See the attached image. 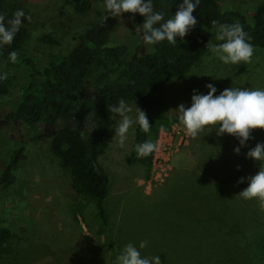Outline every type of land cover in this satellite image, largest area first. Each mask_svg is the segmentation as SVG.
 <instances>
[{
  "label": "rangeland",
  "instance_id": "374dc122",
  "mask_svg": "<svg viewBox=\"0 0 264 264\" xmlns=\"http://www.w3.org/2000/svg\"><path fill=\"white\" fill-rule=\"evenodd\" d=\"M87 1L89 10L80 13L76 0H19L31 17L27 47L38 67L68 53L92 23L107 28L109 47L125 44L131 54L142 44L144 52L148 49L142 33L132 26L130 13L112 17L105 13L102 0ZM217 1L222 11H239L247 18L264 2ZM204 32L212 44H219L213 31ZM4 73L9 93L0 98V119L15 109L26 78L25 70L0 62V74ZM209 83L217 90L214 95L230 87L264 89V49L255 47L251 62L238 65H226L210 51L185 76L153 94L161 99L162 114L175 120L171 125H180L175 110L181 104L190 107L194 92L206 95ZM127 104L135 121L136 108H141ZM114 119L111 142L99 157L110 180L103 202L106 225L96 218L93 204L86 205L78 222L72 219L70 209L79 199L68 173L50 152L49 138L33 140L19 123L0 125V166L13 150L23 147L11 171L12 183L0 190V222L23 241L18 243L17 261L6 256L0 264H115L124 246L132 243L139 249L141 241L148 242L139 249L141 255L159 256L161 264H264V212L256 199L238 196L248 186L246 178L264 164L246 155L257 143L264 144V131L253 130L252 138L240 146L236 137L225 135L217 141L223 135L205 128V133L189 137L187 145L178 148L163 181L149 182L152 166L146 172L143 166L125 162L137 123L121 147L115 135L121 117L114 114ZM71 124L80 128V123ZM18 128L24 129L23 137ZM237 147L239 154L234 153ZM241 178L244 183H238Z\"/></svg>",
  "mask_w": 264,
  "mask_h": 264
},
{
  "label": "trees",
  "instance_id": "16d2710c",
  "mask_svg": "<svg viewBox=\"0 0 264 264\" xmlns=\"http://www.w3.org/2000/svg\"><path fill=\"white\" fill-rule=\"evenodd\" d=\"M182 2L152 0L154 11L163 12L165 20L175 14ZM89 8V1L76 0V11L84 13ZM18 9H22L19 0H0V14L5 16L6 26ZM193 15L197 19L196 26L183 39L177 37L176 45L167 41L146 45L148 49L143 54L139 48L131 54L125 44L107 46V28L101 23H92L78 36L76 45L68 53L56 55L45 66L38 67L27 47L30 32L26 13L13 42L0 45V62L7 68L23 69L26 73L17 105L6 118L25 126L33 140L50 139V152L59 167L68 173L71 189L79 199L70 209L75 222L84 216L86 205L93 204L96 218L102 225L107 224L103 202L108 196L110 180L99 157L112 139L115 113L109 110L111 106L123 98L139 105L146 113L151 129L145 133L136 125L125 162L129 166H143L148 172L153 153L139 157L135 146L146 140L154 142L159 129H168L175 121L162 114L161 99L153 92L172 79L185 76L209 51L206 44L210 40L204 31L217 33L211 22H239L249 42L264 49V2L256 6L251 18H247L239 11H222L217 0H200ZM130 16L135 30L145 19L139 14L130 13ZM13 50L18 53L15 62L9 59ZM88 91L91 92L87 95ZM8 93L7 81L0 79V98ZM75 122L80 123V128L71 124ZM43 123L57 124L56 130L46 133L41 126ZM22 152L20 146L2 163L0 190L12 183L11 171ZM22 241L0 222V261L6 256L17 261L20 255L17 247Z\"/></svg>",
  "mask_w": 264,
  "mask_h": 264
},
{
  "label": "clouds",
  "instance_id": "9594fccd",
  "mask_svg": "<svg viewBox=\"0 0 264 264\" xmlns=\"http://www.w3.org/2000/svg\"><path fill=\"white\" fill-rule=\"evenodd\" d=\"M200 0H183L171 18L165 20L164 13L154 11L152 0H102L105 13L112 17H119L123 13H134L144 17L143 24L137 26L136 30L145 45H154L163 41L176 45V38L183 39L189 31L197 24V19L193 15ZM25 13L22 9L16 10L13 17L5 25V16L0 14V45H10L19 28ZM28 20L31 17H27ZM107 16H104V20ZM211 24L216 27V40L222 41L219 44H212L210 41L206 47L224 64L238 65L250 63L255 52L254 46L249 42L250 38L239 23L219 24L213 20ZM18 53L13 50L9 53V59L15 62ZM7 73L0 75V79H7ZM208 89L206 95L194 94L191 97V106L185 107L181 104L175 110L178 114L179 124L183 126L186 134L195 139L205 128H213L217 135L227 134L236 137L240 146L251 139L253 130L264 131V89H241L227 88L219 95L216 88L209 83L205 86ZM136 108V107H135ZM121 117L115 135L118 143L124 146L128 138L129 129L134 123L145 133L151 129L148 117L142 110L136 108L135 121L128 115L132 111L127 102L121 98L117 105L109 109ZM135 151L139 157H146L158 151V144L146 140L135 146ZM240 147L234 149L235 154H239ZM247 158L253 161H264V144L257 143L254 148L247 152ZM247 187L238 196L245 200L256 199L259 208L264 212V164H261L255 175L247 177ZM245 178H241L238 183H244ZM147 241H141L139 249L147 246ZM139 249L132 243L124 246L120 254L116 257L115 264H161L159 256L144 257Z\"/></svg>",
  "mask_w": 264,
  "mask_h": 264
},
{
  "label": "built area",
  "instance_id": "2783aa9c",
  "mask_svg": "<svg viewBox=\"0 0 264 264\" xmlns=\"http://www.w3.org/2000/svg\"><path fill=\"white\" fill-rule=\"evenodd\" d=\"M188 140L189 136L180 125L174 124L168 129H159L155 139L158 151L153 153L149 182H160L168 176L171 170V158L177 153L179 147L187 145Z\"/></svg>",
  "mask_w": 264,
  "mask_h": 264
},
{
  "label": "flooded vegetation",
  "instance_id": "af4514ba",
  "mask_svg": "<svg viewBox=\"0 0 264 264\" xmlns=\"http://www.w3.org/2000/svg\"><path fill=\"white\" fill-rule=\"evenodd\" d=\"M2 120H4V121H6L5 123H3V124H0V125H9V124H12V125H15L16 123H18V122H16V121H12V120H8L7 118H6V116H5V118H1ZM0 119V120H1ZM69 123V122H68ZM70 124V123H69ZM41 126H43L42 128H43V130L46 132V133H53L55 130H56V127H57V124H48V123H43ZM24 129L23 128H18L17 129V134L20 136V137H23L24 136V134L22 133V131H23ZM30 138V137H29ZM2 166H0V172H1V170H2Z\"/></svg>",
  "mask_w": 264,
  "mask_h": 264
},
{
  "label": "crops",
  "instance_id": "0c3cea01",
  "mask_svg": "<svg viewBox=\"0 0 264 264\" xmlns=\"http://www.w3.org/2000/svg\"><path fill=\"white\" fill-rule=\"evenodd\" d=\"M254 48H255V47H254ZM209 52H210V51L206 52V53L202 56V59H203V57H204L206 54H208ZM209 69H210V68H209ZM209 69H208V70H209ZM208 70L206 69L204 72H206V71H208ZM205 130H206V129H205ZM205 130L202 132V134L205 133ZM251 133H252V132H251ZM216 134H217V132H216ZM221 135H223V136H222V137L220 136V138H218L217 141H219V140L221 141V140H222L221 138H224V139H225L224 136L227 135V134H221Z\"/></svg>",
  "mask_w": 264,
  "mask_h": 264
},
{
  "label": "water",
  "instance_id": "95a60500",
  "mask_svg": "<svg viewBox=\"0 0 264 264\" xmlns=\"http://www.w3.org/2000/svg\"><path fill=\"white\" fill-rule=\"evenodd\" d=\"M143 42V41H142ZM140 51H141V53L143 54L144 53V45L142 44L141 45V48H140ZM6 121H4V120H0V124H3V123H5Z\"/></svg>",
  "mask_w": 264,
  "mask_h": 264
}]
</instances>
